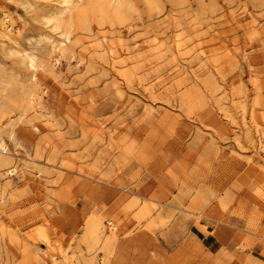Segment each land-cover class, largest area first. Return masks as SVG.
<instances>
[{"label": "rangeland", "instance_id": "1", "mask_svg": "<svg viewBox=\"0 0 264 264\" xmlns=\"http://www.w3.org/2000/svg\"><path fill=\"white\" fill-rule=\"evenodd\" d=\"M24 1L0 0V264H264V0H82L58 32Z\"/></svg>", "mask_w": 264, "mask_h": 264}, {"label": "bare ground", "instance_id": "2", "mask_svg": "<svg viewBox=\"0 0 264 264\" xmlns=\"http://www.w3.org/2000/svg\"><path fill=\"white\" fill-rule=\"evenodd\" d=\"M43 1H45V0H25L24 4L29 5L30 6L29 8H31V7L33 8V7L37 6L36 4L44 5L45 3ZM56 1L60 5H62L63 8L61 10L53 11L49 15L44 14V18L46 19V23H50V27L53 30V32L60 31V29L62 28V22L64 20V15L67 12H71L75 8H78L81 5V1L82 0H59V1L56 0ZM120 1L121 0H110L109 2H111L113 4H119ZM4 23H5L4 27L8 31V33H11V32L14 31V25H13V22L11 21V18L9 16H5L4 17ZM70 33H71L70 30H66V29L62 30V32H60L59 35L63 38V40L57 39L56 41L52 42L53 48H56V50L62 51V53H61L62 55L61 56H65L67 54V51L69 50L67 48V44H68V41L70 39ZM101 44H104L103 41L101 42ZM22 63H24V64L27 63L32 69H34V71L42 69V65L39 64L37 59L33 55H30V54H25V55L22 56L21 64ZM33 81L35 82V84L39 83V80L36 78V76L33 77ZM28 93L29 92H27V94ZM33 94L31 93V95H33ZM22 95H24V93H22ZM34 96L36 98V95H34ZM18 98H19V96H18ZM17 100L19 101L21 99H17ZM34 102H35V99H34ZM12 103L14 104V106L16 105L15 104V99L13 101H11L9 104H12ZM5 107H7V106H5ZM0 108L2 109L3 106H0ZM12 135L13 134L10 135V138L13 140V136ZM262 138H264V129H262V132L260 133V137H258V139H259L258 150L259 149H263V151H264V145L262 144ZM5 151L8 153V150H7L6 145L4 144L3 138L0 137V153H4ZM3 162H4V160H2L0 158V164L3 163ZM98 225H99V223L95 224V230H94V234L95 235L98 233L97 232ZM110 228H111V232H113V233L111 235H109V237L105 240V245H107V246H111V244L116 239V234L114 232V230L116 229V226L113 225L112 222H110ZM89 264H97V263L94 260H91Z\"/></svg>", "mask_w": 264, "mask_h": 264}, {"label": "crops", "instance_id": "3", "mask_svg": "<svg viewBox=\"0 0 264 264\" xmlns=\"http://www.w3.org/2000/svg\"><path fill=\"white\" fill-rule=\"evenodd\" d=\"M218 241V240H217Z\"/></svg>", "mask_w": 264, "mask_h": 264}]
</instances>
